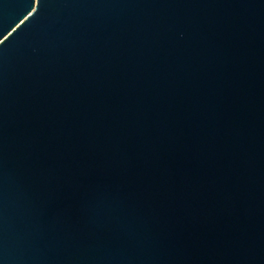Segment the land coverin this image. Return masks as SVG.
Listing matches in <instances>:
<instances>
[{"label":"water","instance_id":"obj_1","mask_svg":"<svg viewBox=\"0 0 264 264\" xmlns=\"http://www.w3.org/2000/svg\"><path fill=\"white\" fill-rule=\"evenodd\" d=\"M0 264H264V0H0Z\"/></svg>","mask_w":264,"mask_h":264}]
</instances>
